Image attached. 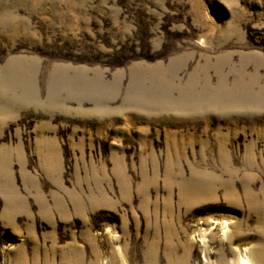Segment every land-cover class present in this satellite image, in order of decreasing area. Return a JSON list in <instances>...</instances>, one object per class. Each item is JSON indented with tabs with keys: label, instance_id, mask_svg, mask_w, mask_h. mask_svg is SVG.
Instances as JSON below:
<instances>
[{
	"label": "rangeland",
	"instance_id": "1",
	"mask_svg": "<svg viewBox=\"0 0 264 264\" xmlns=\"http://www.w3.org/2000/svg\"><path fill=\"white\" fill-rule=\"evenodd\" d=\"M247 257L264 0H0V264Z\"/></svg>",
	"mask_w": 264,
	"mask_h": 264
},
{
	"label": "bare ground",
	"instance_id": "2",
	"mask_svg": "<svg viewBox=\"0 0 264 264\" xmlns=\"http://www.w3.org/2000/svg\"><path fill=\"white\" fill-rule=\"evenodd\" d=\"M120 250V249H119ZM119 251H117V253H118ZM113 257L115 258L114 260H117V254H113ZM247 260H245V261H242V262H240V263H238V264H257L256 263V261L254 260V259H252V258H246Z\"/></svg>",
	"mask_w": 264,
	"mask_h": 264
}]
</instances>
